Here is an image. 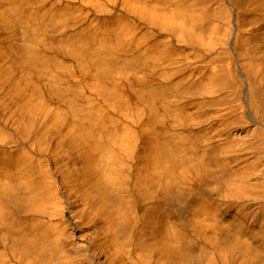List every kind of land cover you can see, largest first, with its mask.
Here are the masks:
<instances>
[{
  "label": "bare ground",
  "instance_id": "6f19581e",
  "mask_svg": "<svg viewBox=\"0 0 264 264\" xmlns=\"http://www.w3.org/2000/svg\"><path fill=\"white\" fill-rule=\"evenodd\" d=\"M117 8L0 0V264H264V0Z\"/></svg>",
  "mask_w": 264,
  "mask_h": 264
},
{
  "label": "rangeland",
  "instance_id": "374dc122",
  "mask_svg": "<svg viewBox=\"0 0 264 264\" xmlns=\"http://www.w3.org/2000/svg\"><path fill=\"white\" fill-rule=\"evenodd\" d=\"M75 2H77L76 0H74ZM110 1V4L108 5V2ZM117 1H119V2H117ZM114 0V2L115 3H113V0H102L101 1V3L103 2V3H105L106 4V2H107V4L105 5V7H106V9H105V7H104V5H103V3H102V5H103V9H100V8H98V10L95 8H93L92 6H90V4L88 3V1L86 0V1H84L83 0V3L84 4H88V10L86 9L85 11H78V14H80L81 15V17H80V15H79V17H78V14H77V12H76V14L77 15H75L76 16V18L78 17V19H76V18H74V20H73V24H74V26H73V24H72V26L73 27H71L72 28V30L74 29V31H75V33L77 32H80L82 29H85V27L86 28H88V26L90 27V28H92V26H90V25H92V21H93V27H95V24L97 23V21H94V16H97V17H104V16H106V15H108V17H107V19L108 20H111L112 21V19H113V21H114V18H115V14H114V10L115 9H118L117 7L119 6V4H120V0ZM86 2V3H85ZM118 3V4H117ZM108 5V6H107ZM108 7V8H107ZM109 8L112 10H109ZM104 9H105V11H104ZM108 9V10H107ZM90 10V11H89ZM107 10V11H106ZM100 11H101V13H100ZM80 12V13H79ZM88 13V15H87V13ZM90 12V13H89ZM82 13L85 15V16H83L82 15ZM90 14H91V16H90ZM90 16V17H89ZM111 18H110V17ZM86 17V18H85ZM89 18H91V20H89ZM82 20V21H80V20ZM87 19H88V22H90V23H88L87 22ZM106 19V20H107ZM86 22H87V24H86ZM104 22H106V21H104ZM103 23V22H102ZM85 24V25H84ZM83 25V26H82ZM87 25V26H86ZM257 26V28H258V24L256 25ZM80 27H81V29H80ZM84 27V28H83ZM79 28V29H78ZM77 29V30H76ZM89 29V28H88ZM62 58V59H61ZM65 62H66V64H65ZM69 62V63H68ZM57 63H59L60 64V66H62V67H64L63 69H66L67 68V66L70 64V65H73V66H70L71 68H73L74 70H71V69H68V70H70V71H72L71 72V76H73V77H75V76H77V74L79 75V72H81V70L78 72V70H75V69H79L78 68V66L74 63V62H72V61H70V60H68V59H65V58H63V57H59L58 58V61H57ZM68 63V64H67ZM72 63V64H71ZM76 65V66H75ZM68 66V67H69ZM69 67V68H70ZM70 71H69V73H70ZM75 72V73H74ZM74 73V74H73ZM76 74V75H75ZM91 83L92 84H90V85H96L97 86V82H96V77H95V75H94V73H92L91 74Z\"/></svg>",
  "mask_w": 264,
  "mask_h": 264
}]
</instances>
